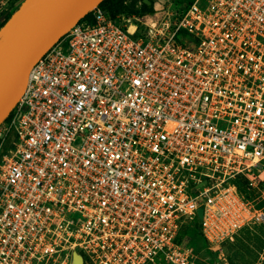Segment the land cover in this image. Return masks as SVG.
I'll return each mask as SVG.
<instances>
[{"label":"built area","instance_id":"2783aa9c","mask_svg":"<svg viewBox=\"0 0 264 264\" xmlns=\"http://www.w3.org/2000/svg\"><path fill=\"white\" fill-rule=\"evenodd\" d=\"M91 12L0 124V264H196L189 221L215 245L264 222L241 187L264 181V0Z\"/></svg>","mask_w":264,"mask_h":264},{"label":"water","instance_id":"95a60500","mask_svg":"<svg viewBox=\"0 0 264 264\" xmlns=\"http://www.w3.org/2000/svg\"><path fill=\"white\" fill-rule=\"evenodd\" d=\"M102 1L24 0L0 27V39L15 29L0 61V124L22 96L35 63ZM198 211L202 216L203 209ZM73 264H83L78 251L73 252Z\"/></svg>","mask_w":264,"mask_h":264},{"label":"rangeland","instance_id":"374dc122","mask_svg":"<svg viewBox=\"0 0 264 264\" xmlns=\"http://www.w3.org/2000/svg\"><path fill=\"white\" fill-rule=\"evenodd\" d=\"M24 0H0V24L20 6ZM193 1V0H192ZM146 2V4H145ZM190 0H106L104 5L113 13L126 17L147 18L175 14L183 10ZM13 29L10 33H14ZM9 34L0 39V46ZM264 174V172H259ZM246 196L256 207L264 209V181L259 187L249 188L242 182ZM182 232V241L193 244L196 264H264V222L244 226L233 240L222 244H208L201 236L194 220L189 221ZM161 264H167L163 261Z\"/></svg>","mask_w":264,"mask_h":264},{"label":"bare ground","instance_id":"6f19581e","mask_svg":"<svg viewBox=\"0 0 264 264\" xmlns=\"http://www.w3.org/2000/svg\"><path fill=\"white\" fill-rule=\"evenodd\" d=\"M8 37L6 38L5 42L0 46V61L2 59V56L5 54V52L9 49L11 46L14 36L12 33H8Z\"/></svg>","mask_w":264,"mask_h":264},{"label":"trees","instance_id":"16d2710c","mask_svg":"<svg viewBox=\"0 0 264 264\" xmlns=\"http://www.w3.org/2000/svg\"><path fill=\"white\" fill-rule=\"evenodd\" d=\"M106 2V0H103L101 3H100V7H102L107 13H109V14H111V15H113V16H116V14L115 13H113V12H111L105 5H104V3ZM192 2V0H190V3ZM145 4H146V2H145ZM187 5V4H186ZM91 11L89 12V13H87L83 18H81L80 19V21H82V20H84V19H86V18H88V17H90L91 16ZM10 16H8L7 18H6V20L9 18ZM6 20L2 23V24H0V27L6 22ZM198 225V224H197ZM168 264V263H167Z\"/></svg>","mask_w":264,"mask_h":264}]
</instances>
